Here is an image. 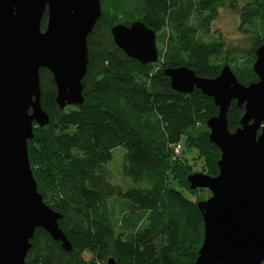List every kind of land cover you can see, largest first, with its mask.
Masks as SVG:
<instances>
[{"label": "trees", "instance_id": "1", "mask_svg": "<svg viewBox=\"0 0 264 264\" xmlns=\"http://www.w3.org/2000/svg\"><path fill=\"white\" fill-rule=\"evenodd\" d=\"M100 3L102 14L87 38L83 103L62 108L53 75L42 69L41 105L49 122L34 125L28 141L38 192L62 215L59 227L72 249L37 229L26 263L107 264L112 259L114 264H195L204 235L198 205L211 192L190 188L194 170L185 152L197 153L204 174H219L221 151L207 126L219 108L198 89L174 90L165 72L185 66L213 79L229 66L241 84L257 82L254 65L264 45V0ZM221 9L239 10L244 47L230 45L212 30ZM136 21L156 33L157 63L142 64L114 42V26ZM46 25L45 14L42 30ZM244 112L236 101L231 103V133L240 127ZM120 146L125 148V178L118 184L108 164ZM85 253L91 258L85 259Z\"/></svg>", "mask_w": 264, "mask_h": 264}, {"label": "water", "instance_id": "2", "mask_svg": "<svg viewBox=\"0 0 264 264\" xmlns=\"http://www.w3.org/2000/svg\"><path fill=\"white\" fill-rule=\"evenodd\" d=\"M101 14L100 0H0V264H27L37 229L60 241L65 250L72 249L59 227L62 215L38 192L28 141L34 125L49 122L41 105L42 69L53 75L62 108L83 103L87 38ZM111 34L130 58L142 64L158 62L156 33L142 21L118 24ZM254 71L258 81L248 86L229 66L213 79L185 66L165 72L174 90L198 89L219 108L207 122L210 140L221 151L219 174L188 177L191 189L211 192L198 205L204 235L195 264L264 261V45L257 51ZM233 101L245 112L240 127L231 133L227 113Z\"/></svg>", "mask_w": 264, "mask_h": 264}, {"label": "rangeland", "instance_id": "3", "mask_svg": "<svg viewBox=\"0 0 264 264\" xmlns=\"http://www.w3.org/2000/svg\"><path fill=\"white\" fill-rule=\"evenodd\" d=\"M239 23H240L239 10L221 9L220 15L215 20L212 26V30L221 32L223 34V37L226 39L228 43H230V45H233V46L239 45V46L244 47L245 43L241 41L243 37L238 31ZM214 36H217V34H214ZM124 153H125L124 147L120 146V147L115 148L113 150V159L108 164V168L111 170L113 176H115L113 178V182L118 183V184L124 177L121 172ZM185 153L190 163L193 165L194 173H203L202 172L203 162L197 158V153L190 152V151H186ZM174 187L178 190H181V188L177 185H174ZM184 194L187 197H190V195L186 191H184ZM191 198L195 199L192 196ZM84 257L85 259L91 258L90 254L88 253H85Z\"/></svg>", "mask_w": 264, "mask_h": 264}, {"label": "built area", "instance_id": "4", "mask_svg": "<svg viewBox=\"0 0 264 264\" xmlns=\"http://www.w3.org/2000/svg\"><path fill=\"white\" fill-rule=\"evenodd\" d=\"M179 152H180V148L177 147V148L175 149V153H176V154H179Z\"/></svg>", "mask_w": 264, "mask_h": 264}]
</instances>
